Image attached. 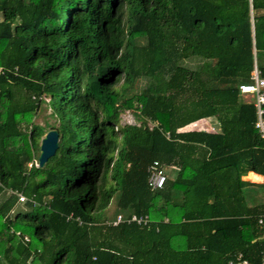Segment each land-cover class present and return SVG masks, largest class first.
Returning <instances> with one entry per match:
<instances>
[{
	"label": "trees",
	"instance_id": "trees-1",
	"mask_svg": "<svg viewBox=\"0 0 264 264\" xmlns=\"http://www.w3.org/2000/svg\"><path fill=\"white\" fill-rule=\"evenodd\" d=\"M256 67L264 0H0V264H260L243 177L264 175V140L240 91ZM44 96L60 140L40 167ZM203 118L218 131L182 130ZM113 200L150 223L114 225Z\"/></svg>",
	"mask_w": 264,
	"mask_h": 264
},
{
	"label": "built area",
	"instance_id": "built-area-1",
	"mask_svg": "<svg viewBox=\"0 0 264 264\" xmlns=\"http://www.w3.org/2000/svg\"><path fill=\"white\" fill-rule=\"evenodd\" d=\"M240 91L246 99L250 101L252 100L256 107L257 120L255 122V127L258 129L260 136L264 140V76L260 74V71L257 67L252 72L250 82L240 85ZM36 165H38V163H36ZM148 172V183L151 189L156 190L162 188L165 184L167 173L161 166L160 162L153 161V163L148 168ZM15 194L18 195L19 201L21 202L27 199L26 195L22 192L15 191ZM123 221L135 222L139 225H148L151 220L147 215L140 216L133 214L129 217H125L124 215L119 214L118 217L113 221V224L117 225ZM258 224L263 228V257L260 264H264V215H261L258 218ZM230 264H248V260L243 258L242 253H239L235 260L230 261Z\"/></svg>",
	"mask_w": 264,
	"mask_h": 264
},
{
	"label": "rangeland",
	"instance_id": "rangeland-1",
	"mask_svg": "<svg viewBox=\"0 0 264 264\" xmlns=\"http://www.w3.org/2000/svg\"><path fill=\"white\" fill-rule=\"evenodd\" d=\"M198 63H199V61L196 59H191V60L185 61V64L191 68H195ZM147 83H148V80L145 77L138 79L136 81V85H135L136 90L142 89L143 87H145L147 85ZM44 99H45V102L40 104L39 108L37 109V112H36L37 114L34 118V121L36 124L41 125L48 132L52 129H56V127L59 125V120L55 116V114L53 113V110H52L50 103H49V97L45 98V96H44ZM120 120H121L122 125H124V124H137V125H139L140 124V120L137 118L136 112H134L133 110H123L121 115H120ZM149 125L152 126L153 124L150 122ZM53 127H55V128H53ZM3 195H5V194H2L0 196V198H2ZM18 207L23 208V205L19 204ZM107 214H108V219L110 221L115 220L119 214L125 215L124 212L118 210V208L116 206V200H113L112 203L110 204V206L108 207Z\"/></svg>",
	"mask_w": 264,
	"mask_h": 264
},
{
	"label": "crops",
	"instance_id": "crops-1",
	"mask_svg": "<svg viewBox=\"0 0 264 264\" xmlns=\"http://www.w3.org/2000/svg\"><path fill=\"white\" fill-rule=\"evenodd\" d=\"M194 129L217 132L219 129V121L216 118H203L182 128V130ZM243 178L253 183L245 188L248 202L251 205L264 203V175L250 171Z\"/></svg>",
	"mask_w": 264,
	"mask_h": 264
},
{
	"label": "water",
	"instance_id": "water-1",
	"mask_svg": "<svg viewBox=\"0 0 264 264\" xmlns=\"http://www.w3.org/2000/svg\"><path fill=\"white\" fill-rule=\"evenodd\" d=\"M60 133L57 129L48 131L40 143L38 166L44 167L47 161L56 154L59 148Z\"/></svg>",
	"mask_w": 264,
	"mask_h": 264
}]
</instances>
